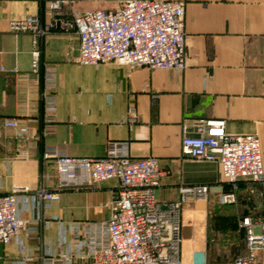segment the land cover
Instances as JSON below:
<instances>
[{"label":"crops","instance_id":"crops-1","mask_svg":"<svg viewBox=\"0 0 264 264\" xmlns=\"http://www.w3.org/2000/svg\"><path fill=\"white\" fill-rule=\"evenodd\" d=\"M123 1L73 0L64 12L71 18L79 11H112ZM158 1L185 2L189 60L184 71L130 70L114 62L82 66L76 61L79 37L56 22L39 38V73L34 74L33 35L14 34L9 23L34 16L44 26L54 18L45 0H0V195L15 187L31 193L55 190L56 156L103 157L111 142H129L133 160L158 158L160 203L177 202L184 185L211 187L207 201L184 209L183 264H233L246 253L241 219L264 217V187L242 184L237 203L222 207L229 190L221 183L219 165L182 154V127L189 125L188 135L195 137L198 121L224 119L228 134L259 137L264 161V0ZM49 66L56 74L55 116L46 130L42 93ZM131 109L137 118L133 127L125 123ZM7 118L27 126L29 134L19 137L6 128ZM117 186L110 181L64 188L40 221L23 198L19 207L27 223L19 241L0 244V264H63L61 255L69 253L71 264H93L84 256L87 249L78 248L85 239L82 229L110 218L108 203ZM73 225H79L78 236Z\"/></svg>","mask_w":264,"mask_h":264},{"label":"built area","instance_id":"built-area-1","mask_svg":"<svg viewBox=\"0 0 264 264\" xmlns=\"http://www.w3.org/2000/svg\"><path fill=\"white\" fill-rule=\"evenodd\" d=\"M72 1L45 0V8L54 19L44 26L34 16L9 23L12 33L31 32L33 35L35 50L31 68L34 74L39 73V38L49 34L56 22L66 32L79 37L80 52L76 61L82 66L114 62L130 70L184 71L187 68L185 2L125 0L112 11H79L68 18L64 7ZM55 75L54 68L47 67L42 93L46 130L54 123ZM125 123L129 127L137 123L133 109ZM3 125L16 130L19 137L29 134V128L20 125L15 118L5 119ZM225 125L224 119L200 120L196 126L199 135L192 137L188 135L189 125L184 124L181 151L186 157L219 165L221 183L229 190L221 197L220 205H232L238 201L242 184L264 187V161L257 135L228 134ZM49 158V154L44 157L45 160ZM54 166L58 178L55 190L41 187L31 193L28 188L15 187L11 193L0 195L1 245L7 246L20 239L27 223L19 207L23 198L40 221L44 212L60 201L64 188L80 189L117 181L118 186L108 203L110 218L84 226L85 239L78 244L79 250L87 249L84 256L90 257L93 264H183L184 209L196 200L207 201L210 186H181L177 202L160 203L156 194L163 173L158 158L133 160L129 142H111L103 157L58 155ZM21 193L30 195L22 197ZM239 227L245 232L246 253L236 256L233 264L264 263V217H244ZM255 228H260L259 234L254 232ZM72 231L78 236L79 225H73ZM61 258L63 264L72 263L71 253Z\"/></svg>","mask_w":264,"mask_h":264},{"label":"water","instance_id":"water-1","mask_svg":"<svg viewBox=\"0 0 264 264\" xmlns=\"http://www.w3.org/2000/svg\"><path fill=\"white\" fill-rule=\"evenodd\" d=\"M254 232H255L256 234H259V233H260V228H255Z\"/></svg>","mask_w":264,"mask_h":264},{"label":"trees","instance_id":"trees-1","mask_svg":"<svg viewBox=\"0 0 264 264\" xmlns=\"http://www.w3.org/2000/svg\"><path fill=\"white\" fill-rule=\"evenodd\" d=\"M222 207H227L226 205H221ZM255 218H257V217H255Z\"/></svg>","mask_w":264,"mask_h":264}]
</instances>
